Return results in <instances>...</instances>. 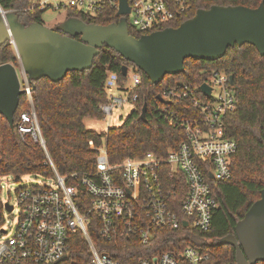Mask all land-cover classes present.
<instances>
[{"label":"built area","instance_id":"built-area-1","mask_svg":"<svg viewBox=\"0 0 264 264\" xmlns=\"http://www.w3.org/2000/svg\"><path fill=\"white\" fill-rule=\"evenodd\" d=\"M127 2L130 12L121 16L140 36L171 27V23L192 10V0ZM33 4L40 9L73 7L95 16L106 7L118 12L120 0H37ZM9 12L0 6L5 21ZM9 43L14 47L12 41ZM133 68L130 87L126 83L122 86L115 72L107 78L108 101L100 106L103 118H109L107 131L115 108L138 99L134 91L141 84V76L138 68ZM21 72V87L30 106L21 113L16 125L21 135H31L43 146L51 172L46 176L50 181L16 190L20 212L11 237H7L0 213V264H122L111 253L117 249L119 240L137 239L154 251L156 246L151 244L164 230L176 231L182 227L210 230L219 204L205 173L216 181L230 179L231 157L238 147L226 130V117L237 106L231 75L215 70L200 84L178 81L171 87H163L160 95L168 103H182L183 112L165 107L160 112L185 131L180 145L170 149L166 157L148 152L112 163L106 146L90 141L97 152L94 170L66 176L58 171L49 155L30 81ZM202 84L211 88L210 94L202 90ZM119 91L128 95L116 94ZM6 203L13 209L7 210L3 202V210L13 212L15 205ZM93 231L97 238L93 237ZM78 235L86 240L88 258L76 248ZM207 258L208 253L203 250L186 246L152 252L140 257L137 264H205Z\"/></svg>","mask_w":264,"mask_h":264},{"label":"trees","instance_id":"trees-1","mask_svg":"<svg viewBox=\"0 0 264 264\" xmlns=\"http://www.w3.org/2000/svg\"><path fill=\"white\" fill-rule=\"evenodd\" d=\"M262 1L192 0V10L170 26L178 27L192 18L199 9H207L213 5H245L255 8ZM0 6L4 10L15 12L18 20L25 26L33 22L46 25L42 18L46 9L34 6L32 0H0ZM65 11L67 19L80 18L86 23L106 25L122 20V16L112 7H106L95 16L73 7L66 8ZM128 26L131 34L140 36ZM16 58L12 44L7 42L0 46V65L11 62L17 66ZM124 65L136 67L115 49L104 45L90 69L71 71L58 82L47 77L30 81L43 138L56 168L66 176L93 171L97 152L90 146V141L98 146L104 144L112 163L127 157H141L148 152L166 157L170 149L180 145L185 131L171 124L160 112L164 107L180 114L183 112L182 103H168L158 99L163 87H171L178 81L200 84L208 80L215 70L228 73L233 77L232 86L237 106L226 117V130L227 135L236 140L238 147L231 157L230 179L216 181L208 177V172L205 173L219 204L210 230L202 232L183 227L176 231L164 230L151 244L156 246L154 251H150L137 239L119 240L117 249L111 253L122 264H137L140 257L152 252L194 246L208 253L205 264H236V248L230 244L222 245L220 241L235 233L237 222L261 197V190L264 188V57L251 44L236 45L216 61L186 59L184 72L166 75L158 85L153 84L138 69L141 84L134 91L138 94V99L123 123L110 127L104 134L88 129L85 125L86 118H103L100 106L108 101L106 81L109 74L117 73L122 86L127 82L128 75L124 76L122 72ZM144 104H147L146 120L142 118ZM29 106L26 94L21 95L13 126L0 114V177L10 174H42L46 177L51 172L43 146L31 135H21L17 128L21 113ZM81 195H84L83 191ZM3 208L0 189V213ZM92 234L97 238L96 231ZM75 245L88 258L84 236L78 235ZM256 264H264V261Z\"/></svg>","mask_w":264,"mask_h":264},{"label":"water","instance_id":"water-1","mask_svg":"<svg viewBox=\"0 0 264 264\" xmlns=\"http://www.w3.org/2000/svg\"><path fill=\"white\" fill-rule=\"evenodd\" d=\"M118 12L120 15L130 12L127 0H120ZM61 30L63 33L39 22L25 26L15 12H9L7 21L0 18V46L13 42L29 81L47 77L58 82L71 71L90 69L100 49L107 45L158 85L166 75L184 72L186 59L216 61L236 45L251 44L264 57V0L255 8L213 5L199 9L178 27L139 37L130 33L123 18L106 25L69 18L61 23ZM128 69L127 65L122 67L124 76ZM202 90L206 94L211 92L207 84H202ZM24 93L17 66L11 62L1 64L0 114L11 126ZM158 99L167 102L160 94ZM146 112L147 104H144L142 118L145 120ZM5 208L10 211L13 206L5 203ZM220 244L236 248V264L264 261V188L261 197L237 222L235 233L223 238Z\"/></svg>","mask_w":264,"mask_h":264},{"label":"rangeland","instance_id":"rangeland-1","mask_svg":"<svg viewBox=\"0 0 264 264\" xmlns=\"http://www.w3.org/2000/svg\"><path fill=\"white\" fill-rule=\"evenodd\" d=\"M32 1H37V0H32ZM42 18L44 22L46 23L47 26H55L56 24L63 22L67 19V13L65 9H46L43 12ZM17 70L20 75H22V67H21V62L20 58L18 57L17 53ZM134 68L131 66L129 68V73L127 77V82L126 86L130 87L132 84V74H133ZM118 95H128L124 91H119L116 92ZM134 108V105L131 101L126 102L123 107H117L114 110L113 115L111 116L110 119V125L111 127H116L119 126L123 123V121L126 119V117L130 114L132 109ZM109 118H102V119H97V118H92L88 117L85 119V125L88 129L97 131L101 134H104L107 132L108 128V123L107 121ZM47 180L50 181V179L46 178L42 174H25L21 176H14L12 174L3 176L1 178L2 185H3V191H2V200L3 202H9L12 205H15V209L13 212H8L7 210H3L2 216L4 218V227L7 229L8 234L7 237H11L14 234L18 219H19V212H20V207L17 204V194L16 190L19 187H23L28 184H39L41 182H46Z\"/></svg>","mask_w":264,"mask_h":264},{"label":"flooded vegetation","instance_id":"flooded-vegetation-1","mask_svg":"<svg viewBox=\"0 0 264 264\" xmlns=\"http://www.w3.org/2000/svg\"><path fill=\"white\" fill-rule=\"evenodd\" d=\"M61 23H62V22L56 24V25L53 26V27H52V26H50V27L53 28V29H55V30H57V31L62 32V30H61ZM62 33H63V32H62ZM76 38H77V39H80V35H77Z\"/></svg>","mask_w":264,"mask_h":264}]
</instances>
